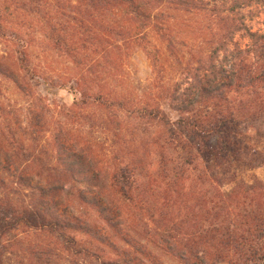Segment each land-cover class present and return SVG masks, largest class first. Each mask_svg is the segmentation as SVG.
Masks as SVG:
<instances>
[{"label":"trees","instance_id":"16d2710c","mask_svg":"<svg viewBox=\"0 0 264 264\" xmlns=\"http://www.w3.org/2000/svg\"><path fill=\"white\" fill-rule=\"evenodd\" d=\"M17 6L24 12V33L12 30L16 33L8 36L9 26L6 31L0 17V41L14 45L0 51V76L30 97H36L33 89L48 85L71 89L76 101L66 111L60 110L53 133L47 104L28 108L31 138L42 136L48 141L41 146V154H49L52 147L57 175L48 188L36 189L42 192L41 209L17 212L0 200V243L20 226L55 229L69 247L76 242L69 231L95 236L104 243L101 231L75 207L66 205L71 201L62 192L68 184L67 192H77L76 200L94 208L120 231L121 206L142 212L147 206L153 212L161 248L184 264H264V193L254 199L237 195V201L231 202L217 183L215 168L205 166L200 158L211 152L226 160L235 156V123L264 115V31H253L245 13L251 8V19L264 15V0H21ZM5 9L0 8V13ZM171 11L211 19L204 28L214 32L215 38L207 54H193L183 68L185 73L168 84L163 63L166 59L168 65L173 62L164 56L183 61L177 57ZM238 34L249 39L245 47L235 41ZM36 44L67 57L70 66L58 72L57 78L45 77L47 66L37 61ZM130 46H142L153 72L160 75L139 94L125 72ZM112 80L127 84V91L119 94ZM142 123L160 128L150 141ZM85 124L114 137L111 142L115 140L118 146L112 174L103 176L101 172L107 171L96 168L100 153L96 139L84 132ZM128 125L130 138L122 136ZM211 138L218 145L213 150L208 148ZM142 153L147 158L160 157L156 177L151 174L152 164L136 162ZM22 154L26 156L24 149ZM18 159L0 136V171H10ZM207 185L209 189L203 188ZM52 192H56L55 200H48ZM106 192L118 195L121 206L109 201ZM160 196L161 204L156 202ZM76 250L93 254L84 246ZM122 254L120 262L100 264H146L131 250Z\"/></svg>","mask_w":264,"mask_h":264},{"label":"rangeland","instance_id":"374dc122","mask_svg":"<svg viewBox=\"0 0 264 264\" xmlns=\"http://www.w3.org/2000/svg\"><path fill=\"white\" fill-rule=\"evenodd\" d=\"M20 1L0 0V8L7 7L8 9H5L3 14L0 13L3 28L7 31L6 26H9L8 36H14L16 33L12 30L24 33V12L17 6ZM15 7L17 8L15 9ZM250 10L251 8L245 10L248 16L246 18L248 26L253 31H264V15L254 16L251 19L252 14H248ZM171 13L174 20L171 19L170 22L171 25L175 26L172 34L176 43H178L177 57L179 56L183 61L176 60L171 55L164 56L173 62V65H168L170 62L166 59V62L163 63L165 66L164 82L168 84H172L173 81L180 78L183 71L185 73L183 68L189 65V59L193 54H198V57L201 54H207L210 42L213 37L215 38L214 32L210 34L204 28L207 23H211V19L197 15L193 17V15L184 12L171 11ZM214 29H217L216 23H214ZM0 35L2 34L0 33ZM235 41L241 47H245L249 39L238 34ZM13 46V44L8 45L0 41L1 52L8 51ZM15 47L18 46L15 45ZM142 48V46L136 48L130 46L126 50L128 55L125 72L128 73L127 77L130 85L138 94L144 89L146 92L149 89L148 86L156 82L157 75L160 77L158 71L153 72L151 59ZM43 49L46 50L44 44H36L35 49H33L34 55L38 58H36L38 62L47 66L48 75L45 77L53 76L57 78L55 75L58 72L64 71L66 67L70 66L69 59L59 52ZM106 78L108 77L106 76ZM39 80L43 83L41 79ZM112 81V87L119 94L127 91V84L118 83L117 80ZM33 93L36 97L24 94L11 80L0 76V136L4 140L5 148L19 155L18 163L20 164H13L10 171L7 169L0 171V200L8 202L9 207L17 212L22 209H41L39 203L43 196L42 192L36 189H40L42 186L48 188L47 183L55 180L57 175L54 171L57 162L52 147L49 149V154H41V146L48 144V141L44 142L42 136L39 139L38 137L36 139L31 138L30 129L27 128L30 117L28 108H34V104H40V106L47 104L46 106L51 114L53 133L56 129L54 128L55 122L58 119L60 110L66 111L76 101V94L71 89L41 85L39 88L33 89ZM149 100L153 104V100L151 98ZM53 116L55 117L53 118ZM171 117L174 118L175 113H172ZM142 125L146 130L145 137L146 139L149 137V141L157 129H160L152 124L145 125L142 123ZM83 130L87 136H93L96 139L95 147L100 153L96 168L107 171L101 172L103 176L108 175V172L112 174L116 164L114 153L118 146L115 144V140L111 142L114 137L102 129L91 128L89 124H85ZM129 130L128 125V128H125L122 132V136L130 138ZM235 133L238 134V137H234L232 141L237 142V144H233L234 148L232 150L235 152L236 157L229 155L226 160L221 156L217 157L212 152L200 156L205 166L211 165L215 168L218 176L217 183L231 202L237 201V195L243 197L253 196L254 199L255 196L261 197L264 193V115L254 121L235 123ZM32 136L34 137V134ZM17 142H19V145ZM215 143V138H211L208 144L209 150L218 147ZM24 146L25 148H21ZM23 149L26 156L22 154ZM159 159L160 157L156 155L147 158L142 153L136 159V162H143L144 165L152 164L151 174H155L156 177L157 172L160 170ZM216 160L219 167L214 166ZM22 176H25L23 181L20 179ZM144 180L142 179V181ZM189 184H192V182L187 183V189ZM69 187L67 184L66 191L62 192L64 194L63 198L71 201L67 202L66 205L70 208L75 207L76 212L89 219L93 226L101 231L106 241L103 243L95 236H88L80 231H69L67 234L74 237L76 241L74 247L84 246L88 248L90 253L93 252L92 255H86L80 253L76 248L66 245L58 236V233L55 232V229L50 231L37 230L20 226L11 234H6L0 243V264H100L108 260L120 262L124 258L122 252L125 249L131 250L133 255H137L146 264H184L177 256L161 248L159 234H156V223L152 219L153 212L149 211L147 206H145L143 212L137 209L130 210L129 207L120 205L118 195L114 192H106L109 201L121 206L120 231L117 227H113L112 223L104 220L94 208L76 200L74 194L77 198V192H67ZM203 188L209 189V186ZM54 195H56V192H52L48 200L54 198ZM156 200L159 204L163 202L161 196L157 197ZM50 206V209L54 207V205ZM196 209L198 208L196 207ZM187 211L183 210V212ZM57 212H59L58 209ZM109 214L112 215V213ZM219 264L229 263L221 262Z\"/></svg>","mask_w":264,"mask_h":264}]
</instances>
